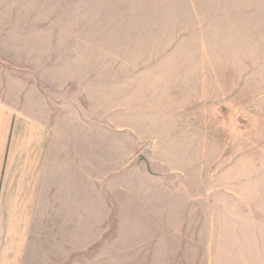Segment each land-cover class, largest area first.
<instances>
[{
	"label": "rangeland",
	"instance_id": "374dc122",
	"mask_svg": "<svg viewBox=\"0 0 264 264\" xmlns=\"http://www.w3.org/2000/svg\"><path fill=\"white\" fill-rule=\"evenodd\" d=\"M227 4L0 0V88L29 79L79 170L77 221L46 224L31 264L264 253V42L214 31L262 16L212 13Z\"/></svg>",
	"mask_w": 264,
	"mask_h": 264
},
{
	"label": "crops",
	"instance_id": "0c3cea01",
	"mask_svg": "<svg viewBox=\"0 0 264 264\" xmlns=\"http://www.w3.org/2000/svg\"><path fill=\"white\" fill-rule=\"evenodd\" d=\"M227 1L212 13L262 18L256 25L253 18L242 20L236 27L240 33L214 23L215 41L264 42V0ZM21 87L0 88V264H31L30 240L44 238L46 224L77 221L75 154L56 141L54 117L43 95L37 90L30 97L28 78ZM208 251L209 261L201 264H264L260 249L216 246Z\"/></svg>",
	"mask_w": 264,
	"mask_h": 264
}]
</instances>
